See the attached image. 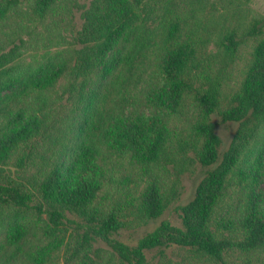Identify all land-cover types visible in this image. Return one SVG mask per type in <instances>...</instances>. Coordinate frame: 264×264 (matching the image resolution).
<instances>
[{
    "label": "trees",
    "instance_id": "trees-1",
    "mask_svg": "<svg viewBox=\"0 0 264 264\" xmlns=\"http://www.w3.org/2000/svg\"><path fill=\"white\" fill-rule=\"evenodd\" d=\"M70 1L0 0V264H99V242L118 264H153V251L168 264V249L178 264H264V17L240 38L224 36L231 56L254 40L226 100L211 81L207 42L181 37L178 18L157 66L167 87L145 95L130 89L136 41L165 0H91L79 29L61 8ZM47 15L64 45L44 60L49 54L26 53L38 38L24 19ZM129 89L153 115L111 109L107 99L124 101ZM214 114L238 124L223 153ZM196 164L207 169L192 199L175 207L179 226L161 221L135 245L118 238L169 210L179 177Z\"/></svg>",
    "mask_w": 264,
    "mask_h": 264
},
{
    "label": "rangeland",
    "instance_id": "rangeland-1",
    "mask_svg": "<svg viewBox=\"0 0 264 264\" xmlns=\"http://www.w3.org/2000/svg\"><path fill=\"white\" fill-rule=\"evenodd\" d=\"M90 2L91 0H71L70 3L65 2L61 5V8L68 5L65 8L66 12L71 10V14H67L68 21L72 17L77 29L81 25L80 14L82 8L86 9ZM262 17H264V0H165L158 6L154 23L151 25L152 28L150 26L151 30L150 28L145 30V34L137 33L144 34V37L136 41L140 59L139 63L132 70V74L135 77L131 80L137 79V85H133L132 83L130 89L134 93H144L147 95L153 88L161 90L167 87L157 72V66L163 42L167 40L169 26L173 19L178 18L182 21L181 37L189 33L194 35V38L203 39L207 42L206 50L210 56L209 62L212 69L210 74L211 81L219 82L224 100H226V97L243 80L245 71L253 58L254 40L247 39V41L240 44L237 52L231 56L222 46L224 36L234 32L237 36L236 38H240L254 19ZM54 19L56 17L52 15H47L43 20L24 19L27 31L38 38L27 49V55H34L36 53L49 54L44 58V60H47L51 53L62 50L61 46L62 44L64 45V42L62 43L56 35L57 28H55ZM62 28L64 29V26ZM68 33L69 31L66 30L63 32L66 36ZM26 39H29L28 36H26ZM90 88L92 87L90 86ZM130 89L127 93H123L124 101H121V96L118 97L119 99L115 96L107 99L111 109L114 112L122 111L126 117L135 111L142 112L146 116L153 115V112H150L147 107L139 108L134 104V95ZM127 99H131V101ZM186 112L188 114L191 112L190 102H188ZM211 121L215 125L216 135L221 140L220 153H223L229 148L237 131L238 124L235 122L222 123L216 114L211 116ZM170 123L172 126L179 128L185 126L184 122L178 118H172ZM257 141H259V138ZM254 154L255 152L251 157H254ZM206 169L196 164L188 173L181 175L179 177L181 187L179 200L157 220L133 230H122L118 238L129 245H135L139 238L147 232L152 231L161 221H168L172 225L179 226L180 218L175 207L184 205L192 199L195 188L204 176ZM259 189L264 195V173ZM94 247L101 251L99 264H118L111 257L108 252L109 249L103 243H96ZM176 252L177 250L175 249H168L165 252V259L170 260L168 264L179 263V257ZM156 253V251H153L147 254L151 263L167 264L164 263V259H159Z\"/></svg>",
    "mask_w": 264,
    "mask_h": 264
}]
</instances>
